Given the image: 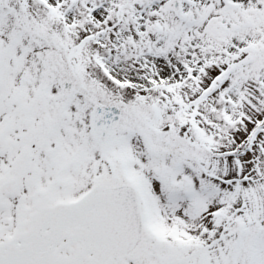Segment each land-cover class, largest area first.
I'll list each match as a JSON object with an SVG mask.
<instances>
[{
    "label": "snow or ice",
    "instance_id": "obj_1",
    "mask_svg": "<svg viewBox=\"0 0 264 264\" xmlns=\"http://www.w3.org/2000/svg\"><path fill=\"white\" fill-rule=\"evenodd\" d=\"M0 264H264V0H0Z\"/></svg>",
    "mask_w": 264,
    "mask_h": 264
}]
</instances>
